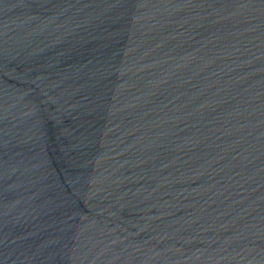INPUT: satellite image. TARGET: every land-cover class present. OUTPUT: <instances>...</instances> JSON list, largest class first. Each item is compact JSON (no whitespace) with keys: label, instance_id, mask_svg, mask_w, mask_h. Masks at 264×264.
I'll return each mask as SVG.
<instances>
[{"label":"water","instance_id":"obj_1","mask_svg":"<svg viewBox=\"0 0 264 264\" xmlns=\"http://www.w3.org/2000/svg\"><path fill=\"white\" fill-rule=\"evenodd\" d=\"M0 135L125 264H264V0H0Z\"/></svg>","mask_w":264,"mask_h":264}]
</instances>
